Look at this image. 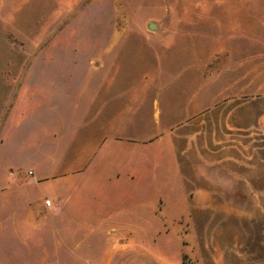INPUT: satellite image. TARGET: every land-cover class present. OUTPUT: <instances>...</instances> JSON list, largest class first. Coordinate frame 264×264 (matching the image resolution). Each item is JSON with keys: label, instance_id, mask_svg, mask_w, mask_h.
<instances>
[{"label": "rangeland", "instance_id": "obj_1", "mask_svg": "<svg viewBox=\"0 0 264 264\" xmlns=\"http://www.w3.org/2000/svg\"><path fill=\"white\" fill-rule=\"evenodd\" d=\"M1 134L0 264H264V0H0Z\"/></svg>", "mask_w": 264, "mask_h": 264}, {"label": "crops", "instance_id": "obj_2", "mask_svg": "<svg viewBox=\"0 0 264 264\" xmlns=\"http://www.w3.org/2000/svg\"><path fill=\"white\" fill-rule=\"evenodd\" d=\"M14 111V110H13ZM12 113H14V112H11L10 113V117H8V119H6L7 121H6V131H8V129H9V126H17L18 127V125L19 124H21V122H22V117H20L19 116V113H16V117H12ZM12 114V115H11ZM0 138H1V141H0V145L2 144H5V146L7 147V143H8V141H9V136H8V134L7 135H4V134H1V136H0ZM5 147V148H6ZM6 150H7V148H6ZM41 174H50V173H48V172H46V171H40V173H38V175L40 176ZM72 174V172L70 171V172H67V173H64V174H61V178H65V177H67V176H69V175H71ZM61 178H59V179H61ZM54 180H56V179H54ZM83 209L81 208V212H80V216L82 217L83 215H85V217L88 215V213L87 212H83L82 211Z\"/></svg>", "mask_w": 264, "mask_h": 264}, {"label": "built area", "instance_id": "obj_3", "mask_svg": "<svg viewBox=\"0 0 264 264\" xmlns=\"http://www.w3.org/2000/svg\"><path fill=\"white\" fill-rule=\"evenodd\" d=\"M45 206H46V207H49V206H50V201H49V200H46V201H45Z\"/></svg>", "mask_w": 264, "mask_h": 264}, {"label": "water", "instance_id": "obj_4", "mask_svg": "<svg viewBox=\"0 0 264 264\" xmlns=\"http://www.w3.org/2000/svg\"><path fill=\"white\" fill-rule=\"evenodd\" d=\"M149 29H151V30L154 29L152 24L149 25Z\"/></svg>", "mask_w": 264, "mask_h": 264}]
</instances>
